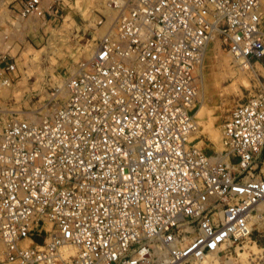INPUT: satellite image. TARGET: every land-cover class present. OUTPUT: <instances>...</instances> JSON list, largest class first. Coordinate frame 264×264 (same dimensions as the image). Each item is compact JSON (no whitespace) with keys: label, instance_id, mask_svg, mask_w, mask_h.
Masks as SVG:
<instances>
[{"label":"built area","instance_id":"2783aa9c","mask_svg":"<svg viewBox=\"0 0 264 264\" xmlns=\"http://www.w3.org/2000/svg\"><path fill=\"white\" fill-rule=\"evenodd\" d=\"M55 2L17 0L16 13L40 17ZM108 7L112 20L93 9L99 34L78 42L62 85L43 86L44 76L41 91L30 74L15 97L25 66L0 52V264L226 255L251 235L250 217L264 206L263 82L221 123L228 162L189 139L208 40L264 63L261 0H108Z\"/></svg>","mask_w":264,"mask_h":264},{"label":"rangeland","instance_id":"374dc122","mask_svg":"<svg viewBox=\"0 0 264 264\" xmlns=\"http://www.w3.org/2000/svg\"><path fill=\"white\" fill-rule=\"evenodd\" d=\"M98 1L102 2L103 0H59L58 4L54 3V9L56 10L52 13L46 12L40 17L24 16L21 18L16 13L17 0H0V52L11 54L17 60L19 67L21 64L25 66L18 82L11 88L14 91L15 97H20L23 91L28 89L27 79L25 81L22 79L23 77L28 78L30 74H34L33 76H35L32 87L41 88L42 91L43 87L40 86V82L44 76L43 86L48 85L52 81H56L57 84L60 80L61 83L64 82L70 71L74 69L78 42L84 44L86 42L85 38L89 40L100 29L94 27L93 22L88 24V21L94 16L93 9L98 8L100 11H103L107 7L108 0H106L107 3L102 4H98ZM262 25L264 30V19ZM81 33H84L83 39L79 38ZM218 42L219 51L216 55L219 54V57H227L230 66L240 67L241 61L233 62L232 59H235V57ZM251 63L253 69L247 70L244 73L246 83H242V80L236 82V76L226 72L225 69L223 70L218 63H216L214 74L206 77V80H208L205 81L203 95L206 100L205 106L211 112L215 111L214 128L219 129V134L221 123L230 107L236 101L244 99L252 93L257 87L258 82L264 83V63L261 64L255 61H251ZM236 64L238 65L236 66ZM254 72L256 76L253 74ZM53 75L54 78L52 77ZM33 76L28 79L29 82L33 80ZM201 89L203 91V88ZM37 93L36 97L40 95V93ZM195 104L196 107L200 104L199 96L198 100L195 99ZM204 104H201L202 109H207L203 106ZM197 139L202 140L197 145L208 154L213 155V151L219 150L216 142H213L209 134L205 133L197 136L196 141L198 142ZM263 226L264 222L258 228L253 227L250 238L255 241V245L260 248V251L253 255H247L244 264H264ZM240 250L242 248L236 249L235 254L232 253L231 255L236 260H233L229 256H219L220 259L218 261L211 259L210 264H243L237 255V252ZM193 263H195V260L192 262L184 261L182 264Z\"/></svg>","mask_w":264,"mask_h":264},{"label":"bare ground","instance_id":"6f19581e","mask_svg":"<svg viewBox=\"0 0 264 264\" xmlns=\"http://www.w3.org/2000/svg\"><path fill=\"white\" fill-rule=\"evenodd\" d=\"M102 3H107V1L106 0H103L102 2L98 1V4H102ZM261 4L264 7V0H261ZM103 12L108 15L107 20H112L113 14H112V10L108 7V3H107V7L103 10ZM19 17H21V16H19ZM21 18H23V17H21ZM94 19H95V17L93 16L88 21V24H90V22H93ZM217 41H218L217 37H212L211 39L208 40L206 47L203 51L201 64L199 65V67L196 71V76H195V80H194V84H195L196 88H195L192 104L190 107V110L192 113V119H193L194 124H195V128H194L193 132L190 134L189 139L196 142V145H197V143H199V141H202L200 139L199 140L197 139L198 140V142H197L196 141L197 136L203 135L205 133H207V135L209 134V137H211L213 142H216L217 147H219V150L217 149V150L213 151L214 152L213 155L209 154L210 157L212 159L218 158V159H221V160L228 162V160L225 159V156L223 154H220V151L222 149V144H221L222 142L220 141L221 127H220V134H219V132H218L219 129L217 130L214 128L215 111L211 112V110H209L205 106L206 100L204 99V96H203L204 90H205L204 84L206 83L205 81L208 80V79L206 80V77L212 76L214 74L213 72H214L215 66L217 65L216 63H218V65L221 66L223 70L225 69L226 72H229L230 74H233L234 76H236V78H237L236 82L239 80L240 81L242 80L243 81L242 83H246V81L244 80L245 79L244 73L247 72V70L253 69V65H252L251 61H248L247 59H245L241 56L235 57L229 52L233 57H235V59H232L233 62L241 61V64L239 65L240 67L236 68L232 65L230 66V63L228 62L227 57H224V56L219 57L218 56L219 54L216 55V53L219 51V46L217 44ZM206 49H207V51H206ZM255 62H258V61H255ZM237 65L238 64H236V66ZM253 74L256 76L255 72ZM52 77L54 78V75ZM26 79H27V77H23L22 80L25 81ZM60 81H58V85L63 84V82L61 83ZM216 81H218V80H216ZM197 84H198V89H197ZM201 88H203V91ZM38 89L41 90V88H38ZM206 90H208V89H206ZM198 96H199L200 104H198V107H196L195 99L198 100ZM201 104H204L203 106H205L207 109H202ZM194 105H195V107H194ZM195 108H197V109L194 113ZM229 165L232 168L234 167V166H231L230 163H229ZM263 171H264V157H263V161H262V164L260 167L259 174L263 173ZM250 218H251V223H252L253 227L258 228V227L262 226V224L264 222V206L258 203L256 206V210L252 213ZM249 242H251V243H249ZM227 248L229 249V254L216 255V254L210 253L208 255L202 256L199 259H190L189 262H192L195 260V263H193V264H210L211 259L214 261H216V260L218 261L220 259L219 256H223V257L229 256L230 258H232L231 257L232 253L235 254L236 249L238 250V249L242 248V250L237 252V255H238V257H240L241 262L244 264L246 262L247 255H249V254L253 255V254L258 253L260 251V248L257 245H255V241L250 238V235L246 236L240 242L235 243V245L233 247L228 246ZM232 259L236 260V258H232ZM184 261H185L184 259H178V260H176L172 263H169V264H182Z\"/></svg>","mask_w":264,"mask_h":264}]
</instances>
